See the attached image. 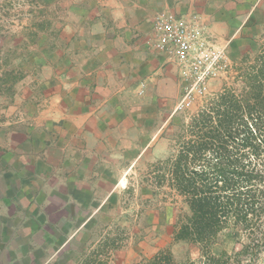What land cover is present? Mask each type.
Returning <instances> with one entry per match:
<instances>
[{"label":"rangeland","instance_id":"374dc122","mask_svg":"<svg viewBox=\"0 0 264 264\" xmlns=\"http://www.w3.org/2000/svg\"><path fill=\"white\" fill-rule=\"evenodd\" d=\"M82 1L0 0V206H5L1 199L9 197L8 194L15 196V192L8 188L14 187L15 177L19 176L16 170H20L21 164L24 163L27 172L34 155L45 162L48 152L52 154L48 145L54 137L59 139L63 132L59 105L47 94L56 84H62L63 78L58 76L66 67L65 59L79 55L73 53L74 46L88 42L77 24L80 12L88 11V6L95 7L94 2L102 4L103 0H88L85 5ZM248 2L241 5H245L249 17L239 18L237 23L242 19L244 22L240 30L234 32L235 26L229 28L228 23L220 32L211 29L208 19L197 12L165 9L154 16L152 28L140 38V42L174 76L167 75V80H176L173 85L170 80L165 84L174 91L149 98L145 96L146 87L141 81L134 89L137 96L131 97L129 102L133 108L156 105L162 109L156 117V122L162 125L158 141L136 159L128 171L127 187L112 196L111 206L98 208L96 220L92 221L95 225L86 231L88 237L75 249L70 264H146L160 251L171 255L165 264L204 263L206 257L198 245L173 240L174 224L188 208L174 190L166 184H157L155 176L159 171L154 166L176 150L175 138L181 131L180 126L187 123L209 98L225 88L240 94L242 84L237 76L243 60L252 61L264 53V0L254 9ZM161 13L171 15V22L177 26L182 24L187 37L192 38L185 64L176 52L159 49L165 31L156 32L154 23ZM44 20L50 22V26L47 30H40L37 24ZM184 42H188V38ZM198 44L205 49H198ZM196 52L210 60V68L202 83L189 76V60ZM82 55L85 57V53ZM82 63L85 65L87 60L83 59ZM15 76L21 77L13 81ZM54 81L58 82L55 84ZM42 169L45 167L34 168L39 172ZM18 172L21 174L22 171ZM12 201L11 206L17 205L15 200ZM260 221L264 224V219L257 220ZM246 243V234L230 223L218 232L210 250L215 255L226 251L234 256ZM238 259L241 264H264V249L254 258L241 255ZM230 260L237 262L236 258Z\"/></svg>","mask_w":264,"mask_h":264},{"label":"crops","instance_id":"0c3cea01","mask_svg":"<svg viewBox=\"0 0 264 264\" xmlns=\"http://www.w3.org/2000/svg\"><path fill=\"white\" fill-rule=\"evenodd\" d=\"M247 2L103 0L81 10L77 24L88 42L74 46L78 58L67 57V63L63 59L66 67L58 76L63 82L54 81L47 94L59 105L63 132L48 145L52 154L48 152L45 162L34 155L27 172L21 164L14 187L8 188L15 196L1 199L5 206H0V264H70L75 249L88 237L86 231L95 225L98 210L111 206L112 196L127 187L136 159L158 141L162 125L156 117L162 109L133 108L129 102L141 81L149 98L174 91L165 86L169 80L175 83L167 80L174 76L140 42L154 16L165 9L197 12L211 29L220 32L228 23L229 28L235 26L234 32L248 15L241 5ZM260 2L252 0L251 8ZM42 166L41 172L34 170ZM12 200L17 205L11 206Z\"/></svg>","mask_w":264,"mask_h":264},{"label":"trees","instance_id":"16d2710c","mask_svg":"<svg viewBox=\"0 0 264 264\" xmlns=\"http://www.w3.org/2000/svg\"><path fill=\"white\" fill-rule=\"evenodd\" d=\"M37 25L47 30L50 22ZM237 77L240 94L225 88L209 98L180 126L176 150L154 166L157 184L174 190L188 208L174 224L173 240L198 245L203 264H241L239 256L254 258L264 249V224L257 222L264 219V53L243 60ZM230 223L248 243L234 256L213 254L216 235ZM170 259L160 251L146 264Z\"/></svg>","mask_w":264,"mask_h":264},{"label":"built area","instance_id":"2783aa9c","mask_svg":"<svg viewBox=\"0 0 264 264\" xmlns=\"http://www.w3.org/2000/svg\"><path fill=\"white\" fill-rule=\"evenodd\" d=\"M171 20V15L169 14L161 13L156 16V21L154 23L156 32L165 31L164 36L161 39L163 43L159 45V49L162 52H176V54L179 55L181 62L185 64L187 55L192 46V38L187 37V31L182 24L177 26L175 23L171 22ZM186 38H188V42H184ZM201 48L204 47L198 44V49ZM183 49L185 50L184 52H186L185 54L183 53ZM209 62L210 60H208L204 54L196 52V55L191 56V59L189 60V76H193L197 82L202 83L206 78L208 69L210 68Z\"/></svg>","mask_w":264,"mask_h":264}]
</instances>
